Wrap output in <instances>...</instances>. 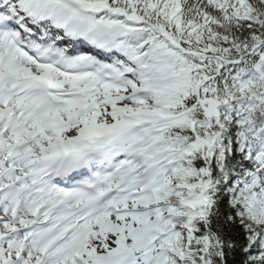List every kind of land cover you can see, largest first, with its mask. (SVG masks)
Masks as SVG:
<instances>
[{
  "label": "snow or ice",
  "instance_id": "6c2138e0",
  "mask_svg": "<svg viewBox=\"0 0 264 264\" xmlns=\"http://www.w3.org/2000/svg\"><path fill=\"white\" fill-rule=\"evenodd\" d=\"M0 264H264V0H0Z\"/></svg>",
  "mask_w": 264,
  "mask_h": 264
}]
</instances>
